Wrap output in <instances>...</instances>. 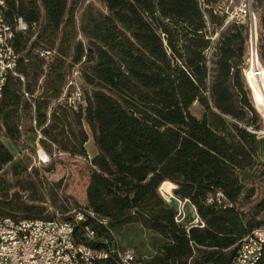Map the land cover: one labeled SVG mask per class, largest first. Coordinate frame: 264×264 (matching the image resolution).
Returning a JSON list of instances; mask_svg holds the SVG:
<instances>
[{
  "label": "trees",
  "instance_id": "16d2710c",
  "mask_svg": "<svg viewBox=\"0 0 264 264\" xmlns=\"http://www.w3.org/2000/svg\"><path fill=\"white\" fill-rule=\"evenodd\" d=\"M227 2L10 3L7 16H21L33 28L15 38L24 81L9 77L0 98V179H11L10 188H1L10 197H0V215L52 218L38 185V168L29 173L2 138L19 146L27 136L33 140L34 117L47 151L52 142L58 150L84 158L86 124L97 152L89 164L84 207L106 218L108 226L88 220L77 228L78 240L87 242L85 230L90 228L97 238L114 243L111 231L119 234L137 223L160 237L144 264H231L240 239L264 225V158L244 76L247 23L231 19L216 45L212 40L228 20ZM251 4L260 28V62L255 66L264 72V0ZM43 48L54 49V55L45 60L36 52ZM75 68L85 88V106L52 104ZM23 91L35 97L28 101ZM195 103L202 110L199 118L191 111ZM214 118L230 119L228 136L211 125ZM165 181L174 185L172 193ZM216 191L231 206L206 204V197ZM160 194L177 197V202L187 199L204 226L186 228L189 220L177 223L176 209ZM64 199L68 204L60 203L61 212L69 204L80 205L68 195ZM88 244L107 251L97 264H121L108 244ZM255 264H264V249Z\"/></svg>",
  "mask_w": 264,
  "mask_h": 264
},
{
  "label": "built area",
  "instance_id": "2783aa9c",
  "mask_svg": "<svg viewBox=\"0 0 264 264\" xmlns=\"http://www.w3.org/2000/svg\"><path fill=\"white\" fill-rule=\"evenodd\" d=\"M16 2L18 0H0V98L2 97L5 82L9 77H18L22 82L24 81V77L18 72V62L21 54L15 48V38L19 33L26 34L33 28V25L29 24L21 16H15L12 19L7 16L10 3ZM249 5L251 6V1H249ZM242 12L246 14V10L243 9ZM252 16H254L253 12ZM253 31L254 21L250 25V33ZM214 39L215 36L212 37V40ZM36 52L45 58V60H48L54 55L55 50L43 48L36 50ZM253 52L257 58L255 41H251V55ZM244 76L252 102L256 107L253 87L245 72ZM23 95L28 101H31L33 96L24 91ZM52 104L77 109L85 106L86 97L79 85L70 79ZM34 110L35 105L32 103V112ZM31 126L35 130V136L32 140L35 146V153L31 165L26 166L29 173H32L33 167L42 168L49 165L53 159L63 160L67 156L82 158L58 150L52 142H50L51 152L47 151L42 146V140L45 138L37 130L36 119L34 117L31 120ZM258 133L260 134L262 131ZM22 142L24 141L22 140ZM89 157L86 155L84 159L91 165V158ZM186 204H189L193 211V215L187 222L186 228L191 226L203 227L204 222L197 215L196 208L187 199ZM206 204H213L223 208L231 206V203L224 197L221 191L209 194L206 197ZM81 211L94 212L82 205L74 206L69 204L64 212H51L52 218L50 219H17L3 215V222H0V260H2V264H97L95 263V258H93V250L95 248L88 244V241H93L91 235L85 231L87 242L78 240L76 235V231L82 225V223H77V216ZM96 216L98 224H101L104 228V224L108 220L100 217L97 213ZM183 218H185V210L181 213V217H175V221L180 223ZM16 227H26L27 237L16 235ZM108 240L110 239L108 238ZM108 240L104 239V243L109 245L111 253L115 255L117 260H120L121 264H144L143 259L138 257L137 254L126 255V253L121 252L119 245L111 243ZM263 249L264 225L250 231L240 239L231 264H255L261 257ZM106 256L107 251L102 248V257Z\"/></svg>",
  "mask_w": 264,
  "mask_h": 264
},
{
  "label": "rangeland",
  "instance_id": "374dc122",
  "mask_svg": "<svg viewBox=\"0 0 264 264\" xmlns=\"http://www.w3.org/2000/svg\"><path fill=\"white\" fill-rule=\"evenodd\" d=\"M87 1H91V0H87ZM249 1L251 0L240 1V2L235 0L234 1L228 0L227 7H225V9L228 12V18H227L228 20L224 23L222 29L217 30L218 34L217 32L214 34L215 39L213 40V44L216 45V43L218 42L217 35H221L227 32V30L229 29V22H228L229 20L239 17V18H243V20L247 23L248 40H247V49H246V63L244 69H246L245 73L247 75V72L250 68L249 66L252 67L251 68L252 70H249V78L252 83L251 85H253L252 87L254 88L253 89L254 98L256 100L257 108L254 105L253 106L256 110L258 122L260 125V130L258 132L262 131V133L260 134L258 133V135L261 139V145H260V150L262 152L261 156L264 157V73L263 70L261 69L257 70L255 66L258 57L257 58L255 57L254 52L251 55V41L252 42L255 41L257 47L260 28H259L257 13L253 11L252 4L251 6L249 5ZM95 4L100 6L98 1H96ZM243 9L246 10V14H243L242 12ZM252 12L254 16H252ZM253 21H254V31L250 33V25H252ZM255 70H257V73H255ZM70 79H72L74 83L79 85L82 92H85L84 86L81 85V79L79 77L77 68H75V72L72 73ZM258 101L261 106L258 104ZM191 111L198 118L201 117L202 115V110L198 103H195L192 106ZM213 115L214 114H210L209 117L213 118L214 117ZM210 123L222 135L228 136L232 131L233 126L229 118H226V120H221V119L219 120L214 118L211 119ZM244 123H247V121H244ZM84 127L88 134V141L85 143V150H86V154L90 156L89 158L92 159L94 154H96L97 150L93 143L89 127L86 124L84 125ZM2 141L5 144V146L8 148V150L12 153L14 158L23 159L24 162L26 163V166L31 165L35 153V146L33 144L31 137L28 136L25 137L23 145L20 146L14 144L6 137H3ZM8 170L9 169L5 167V171L8 172ZM38 170H39L38 175L42 177V182H38V185L43 193L44 201H45L44 203L46 204L48 211L50 213L53 211L61 212L59 207L61 202L64 203L63 205L65 206L66 204H68V201H65L64 199V195L70 196L72 199H75L80 205L84 206L83 200L85 199V195H86L85 191H86V186L88 183V175H89V163L84 158H78V157L73 158L67 156L63 160L53 159L49 165L42 168H38ZM4 179H5L4 182L3 180L0 179V183H1L0 197L3 200L6 199L8 200L10 194L5 195V192L4 191L2 192L1 188H5L6 186L10 188L11 179L9 175H5ZM163 184L171 192L170 188H172L173 184L169 181H165ZM262 186L264 187V182H262ZM9 193H10V189H9ZM161 196L168 204L172 205L176 209L177 212L175 217H181V213H183V211L185 210V218H183L182 222L180 223H184V221L186 222L191 219L193 215L192 214L193 211L189 204H186V202L183 203V201L181 200L182 204L179 206L176 200L177 197L174 196L175 198H173V197H165L163 195ZM54 201H56V204L54 203ZM66 209L64 211H66ZM111 233L115 242L117 241L116 244L119 245V247L121 248V251L133 250L138 255V257L142 259H146L154 253V248H155L154 244L157 240H160V237L156 233L141 227L137 223H132L124 226L119 234L118 232H116L115 234L114 231H111ZM95 238H97L96 235ZM97 239L98 240L95 241H104V239L101 238H97Z\"/></svg>",
  "mask_w": 264,
  "mask_h": 264
},
{
  "label": "bare ground",
  "instance_id": "6f19581e",
  "mask_svg": "<svg viewBox=\"0 0 264 264\" xmlns=\"http://www.w3.org/2000/svg\"><path fill=\"white\" fill-rule=\"evenodd\" d=\"M255 73H257V70H255ZM186 202V200L183 201V203ZM179 206L182 204L181 201H178ZM178 206V207H179ZM93 221L94 223L98 224L97 221V216L94 212L91 211H81L80 214H78L77 216V223H84L87 221ZM0 222H3V216L0 215ZM101 225V224H99ZM105 227H107V222H105L104 224ZM89 235H91V237L93 238V241L98 240L97 238H95V234L93 232L92 229L90 228H86L85 230ZM16 235H19V237H27V230L26 227H16ZM114 243L116 244L114 238H113ZM104 242V241H102ZM117 245V244H116ZM122 253H126V255H136V253L133 250H125V251H121ZM93 258H95V263H97L98 260H100L102 257V250H98V249H94L93 250ZM0 264H2V260H0Z\"/></svg>",
  "mask_w": 264,
  "mask_h": 264
},
{
  "label": "crops",
  "instance_id": "0c3cea01",
  "mask_svg": "<svg viewBox=\"0 0 264 264\" xmlns=\"http://www.w3.org/2000/svg\"><path fill=\"white\" fill-rule=\"evenodd\" d=\"M263 73H264V72H263ZM213 112H216V111L213 110ZM94 155H95V154H94ZM263 158H264V157H263ZM172 187H174V185H172ZM170 190H171V188H170ZM83 201L85 202V199H84Z\"/></svg>",
  "mask_w": 264,
  "mask_h": 264
}]
</instances>
